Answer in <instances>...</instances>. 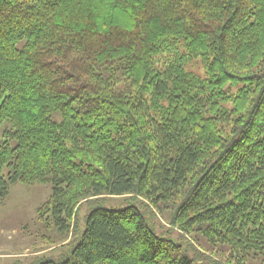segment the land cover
Returning <instances> with one entry per match:
<instances>
[{"label":"trees","instance_id":"obj_1","mask_svg":"<svg viewBox=\"0 0 264 264\" xmlns=\"http://www.w3.org/2000/svg\"><path fill=\"white\" fill-rule=\"evenodd\" d=\"M5 123L0 202L50 184L38 218L76 241L33 264H222L192 234L264 264V0H0ZM106 197L130 206L78 239Z\"/></svg>","mask_w":264,"mask_h":264},{"label":"rangeland","instance_id":"obj_2","mask_svg":"<svg viewBox=\"0 0 264 264\" xmlns=\"http://www.w3.org/2000/svg\"><path fill=\"white\" fill-rule=\"evenodd\" d=\"M186 69L200 77H205V72L200 60L193 61ZM8 124L0 127V143L3 141V131ZM14 142L11 146H14ZM50 184L24 185L15 183L9 186L7 197L0 202V264H33L44 258L60 259L65 257L76 243H71L70 232L62 233L45 218L40 220L37 215L38 208L45 203L51 195ZM126 198L106 197L104 202L96 204L80 205L77 212L78 239L85 228L86 218L92 207L107 209H124L130 206ZM138 208L147 223L159 235L162 232L172 240H176L179 232L170 225V212L168 210L153 209L154 214L148 207L134 204ZM77 239V240H78ZM187 240L199 251L209 257L220 261L222 264H232L228 261L230 252L227 247L221 245L212 246L201 236L192 234ZM247 264H261L258 261H249Z\"/></svg>","mask_w":264,"mask_h":264}]
</instances>
